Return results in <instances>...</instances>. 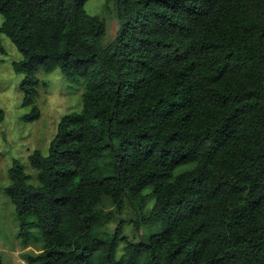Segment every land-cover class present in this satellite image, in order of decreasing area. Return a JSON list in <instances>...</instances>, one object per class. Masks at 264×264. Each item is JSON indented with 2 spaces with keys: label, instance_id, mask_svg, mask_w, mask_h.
<instances>
[{
  "label": "trees",
  "instance_id": "16d2710c",
  "mask_svg": "<svg viewBox=\"0 0 264 264\" xmlns=\"http://www.w3.org/2000/svg\"><path fill=\"white\" fill-rule=\"evenodd\" d=\"M86 1L0 0L27 119L39 72L82 85L34 173L7 171L24 264H264V0H107L109 42ZM125 202L136 242L106 229Z\"/></svg>",
  "mask_w": 264,
  "mask_h": 264
},
{
  "label": "rangeland",
  "instance_id": "374dc122",
  "mask_svg": "<svg viewBox=\"0 0 264 264\" xmlns=\"http://www.w3.org/2000/svg\"><path fill=\"white\" fill-rule=\"evenodd\" d=\"M85 11L98 17L106 25V42L111 41L119 26V20L112 1L87 0ZM0 15V25L2 23ZM1 44L4 53L0 54V261L1 264H24L25 255L37 253L40 241L34 240L23 243L18 237V222L15 219L12 205L4 188L8 183L7 171L14 159H18L26 166V170L34 173L28 165V156L33 150L47 153V148L53 137L59 119L66 113L81 109L82 85L71 83L59 69L51 72L37 74L39 85L37 86L36 104L39 117L29 120L27 116L31 112V106H23V91L20 88L22 74L13 70L12 64L22 58V54L4 34L1 35ZM152 205V200L147 201L143 211L147 213ZM102 209L112 208L108 198H103L100 205ZM137 213L133 206L125 202L122 212L116 220L106 226L112 230L117 221L122 219L126 223L123 236L130 242H136L145 232L142 227L138 232L135 229L133 219ZM35 232V230H33ZM124 243L118 248L117 256L122 252Z\"/></svg>",
  "mask_w": 264,
  "mask_h": 264
}]
</instances>
